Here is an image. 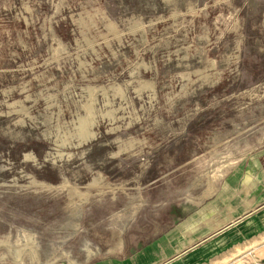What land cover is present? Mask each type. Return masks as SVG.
I'll use <instances>...</instances> for the list:
<instances>
[{"label": "rangeland", "instance_id": "obj_1", "mask_svg": "<svg viewBox=\"0 0 264 264\" xmlns=\"http://www.w3.org/2000/svg\"><path fill=\"white\" fill-rule=\"evenodd\" d=\"M231 177L264 182V0H0V264H264L256 215L197 236Z\"/></svg>", "mask_w": 264, "mask_h": 264}, {"label": "crops", "instance_id": "obj_2", "mask_svg": "<svg viewBox=\"0 0 264 264\" xmlns=\"http://www.w3.org/2000/svg\"><path fill=\"white\" fill-rule=\"evenodd\" d=\"M237 179L238 177H235V181H233L232 177L229 178L228 181L225 182L221 192H219L220 198L213 200L212 203H210V207L206 209L207 212L209 210L213 212L212 209L215 208H218L219 211H221L222 208H226V217L221 215L216 218L214 215L208 216L207 214H205L203 216L204 220L206 221L208 218H212L213 220L211 219L210 221L211 224L213 222V224L215 225L214 222H216L218 228L215 230V232L211 233V231L206 232L207 228L205 226V234L199 232V235H197L198 237H203L204 239H206L214 233L221 232L227 227L235 225V223L238 222L240 219H248L250 217L252 218V216L254 215L258 216L260 220L264 221V182L261 180L259 185L255 184V186H252V181L247 183L246 178H244V185L246 188L243 189L244 187L241 188L235 183L236 181H238ZM241 191H243L244 193H242ZM184 230L185 229L172 231L167 237V239H163L164 242L165 240L168 241V238H170V236L175 237L176 234H179V236H182L183 238L195 236L193 232L189 233ZM188 249L189 246H175L172 247V251L174 253L169 254L171 252V247L167 249L164 244L161 245V243L159 242L154 244L149 249V251L147 250L139 254L137 257V264H159L166 260H170L173 257L178 256L179 254L182 255V253H185Z\"/></svg>", "mask_w": 264, "mask_h": 264}]
</instances>
